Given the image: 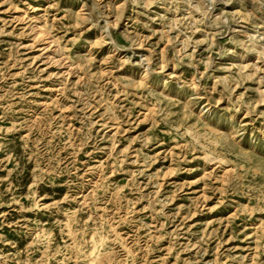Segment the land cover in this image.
<instances>
[{
  "label": "rangeland",
  "instance_id": "374dc122",
  "mask_svg": "<svg viewBox=\"0 0 264 264\" xmlns=\"http://www.w3.org/2000/svg\"><path fill=\"white\" fill-rule=\"evenodd\" d=\"M0 264H264V0H0Z\"/></svg>",
  "mask_w": 264,
  "mask_h": 264
}]
</instances>
